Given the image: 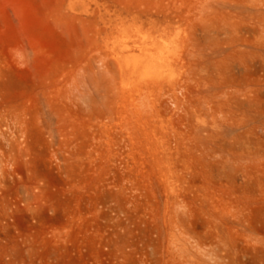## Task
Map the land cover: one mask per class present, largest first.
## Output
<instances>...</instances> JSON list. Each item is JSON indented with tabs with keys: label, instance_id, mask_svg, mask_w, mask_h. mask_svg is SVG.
<instances>
[{
	"label": "rangeland",
	"instance_id": "obj_1",
	"mask_svg": "<svg viewBox=\"0 0 264 264\" xmlns=\"http://www.w3.org/2000/svg\"><path fill=\"white\" fill-rule=\"evenodd\" d=\"M213 1L0 0V264H264V38Z\"/></svg>",
	"mask_w": 264,
	"mask_h": 264
},
{
	"label": "bare ground",
	"instance_id": "obj_2",
	"mask_svg": "<svg viewBox=\"0 0 264 264\" xmlns=\"http://www.w3.org/2000/svg\"><path fill=\"white\" fill-rule=\"evenodd\" d=\"M204 6H205V2H201L199 4L200 9H203ZM203 21H204L203 33L205 34L207 39H209L211 35L210 31L212 29L216 30V32L228 31L233 33L234 31H236L238 24H247L251 26V28L254 29V31L256 32L259 38L260 37L264 38V0H214L212 13L204 17ZM254 53L261 54L260 48H256ZM148 84L151 86H156L159 83L156 81H151V82L149 81ZM160 157L161 156H158L159 159ZM155 160H156L155 165L159 167L158 169H161L160 168L161 163H159V161L160 160L162 161V157L159 161L156 158ZM163 167L164 169L167 168L164 165ZM167 169L166 171L169 172L168 171L169 169L168 170ZM161 170H163V168ZM161 170H159V172ZM165 172L164 173L160 172V173H162V175L163 174L165 175ZM166 177L168 178V176ZM174 229H176V227L173 228L172 230ZM181 231L177 233L173 231V233H171V242H172L171 246H173L177 251H179L178 254L180 253L179 254L180 256L182 255L184 256L186 255V253H188L186 255L188 256L189 254L191 255L190 252H192L194 254V257L189 258L192 264H211L210 262L213 260H211L207 256L209 255L208 252L206 253V251L202 250L203 248L201 249L199 244L195 245V243L194 244L191 243L189 238H186L185 237L186 235L184 236L183 232ZM187 258L185 257L186 260H189Z\"/></svg>",
	"mask_w": 264,
	"mask_h": 264
}]
</instances>
